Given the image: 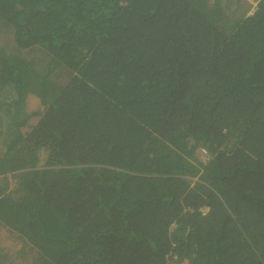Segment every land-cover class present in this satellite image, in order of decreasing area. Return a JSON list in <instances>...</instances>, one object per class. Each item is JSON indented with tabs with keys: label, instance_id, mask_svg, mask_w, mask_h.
<instances>
[{
	"label": "trees",
	"instance_id": "trees-1",
	"mask_svg": "<svg viewBox=\"0 0 264 264\" xmlns=\"http://www.w3.org/2000/svg\"><path fill=\"white\" fill-rule=\"evenodd\" d=\"M243 2L0 0V264H264V0L220 22Z\"/></svg>",
	"mask_w": 264,
	"mask_h": 264
},
{
	"label": "rangeland",
	"instance_id": "rangeland-1",
	"mask_svg": "<svg viewBox=\"0 0 264 264\" xmlns=\"http://www.w3.org/2000/svg\"><path fill=\"white\" fill-rule=\"evenodd\" d=\"M259 0H244V2L241 4V6L238 8V9H234L232 12L230 11H227V18L225 19H220V22L221 23H226L227 21H233L235 19H238L244 15H246V13L248 12V10L252 7V6H255L257 4ZM2 100V97L0 95V101ZM32 106V105H31ZM30 106V107H31ZM196 159L199 161V162H202V163H206L208 162V154L206 153V151L204 152L202 149H198L196 151ZM192 186L196 183V182H200V178H199V175L196 176L195 178H193L192 180ZM0 236H3V240H5L9 247H10V250L9 252L11 254H13V252H15V250L18 248L19 246V240L17 239H12V238H6L8 237V235L6 234V232L4 233L2 230H0ZM175 258V257H174ZM180 264H189L188 263V260H183Z\"/></svg>",
	"mask_w": 264,
	"mask_h": 264
},
{
	"label": "clouds",
	"instance_id": "clouds-1",
	"mask_svg": "<svg viewBox=\"0 0 264 264\" xmlns=\"http://www.w3.org/2000/svg\"><path fill=\"white\" fill-rule=\"evenodd\" d=\"M177 228V225L175 224V223H173L172 225H171V227H170V230H174V229H176Z\"/></svg>",
	"mask_w": 264,
	"mask_h": 264
},
{
	"label": "built area",
	"instance_id": "built-area-1",
	"mask_svg": "<svg viewBox=\"0 0 264 264\" xmlns=\"http://www.w3.org/2000/svg\"><path fill=\"white\" fill-rule=\"evenodd\" d=\"M205 152V151H204Z\"/></svg>",
	"mask_w": 264,
	"mask_h": 264
}]
</instances>
